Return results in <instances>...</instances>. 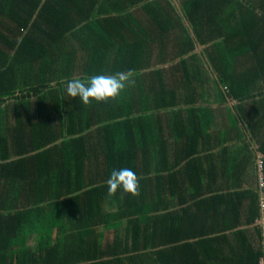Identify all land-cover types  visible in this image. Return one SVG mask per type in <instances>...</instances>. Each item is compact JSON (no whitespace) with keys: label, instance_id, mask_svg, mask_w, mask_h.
I'll use <instances>...</instances> for the list:
<instances>
[{"label":"trees","instance_id":"trees-1","mask_svg":"<svg viewBox=\"0 0 264 264\" xmlns=\"http://www.w3.org/2000/svg\"><path fill=\"white\" fill-rule=\"evenodd\" d=\"M179 1L191 28L173 0H0V264H260V225L257 247L222 236L211 261L215 239L171 247L151 231L153 186L179 191L197 167L199 149L181 156L171 139L215 141L212 85L220 103H240L243 123L264 110V0ZM128 70L115 99L67 94L69 80ZM121 168L140 177L139 195L108 194ZM252 196L249 225L262 214L261 189ZM107 200L123 209L114 217L127 220L130 244L92 241Z\"/></svg>","mask_w":264,"mask_h":264},{"label":"crops","instance_id":"crops-1","mask_svg":"<svg viewBox=\"0 0 264 264\" xmlns=\"http://www.w3.org/2000/svg\"><path fill=\"white\" fill-rule=\"evenodd\" d=\"M197 51L202 53L199 48ZM219 101L220 98L213 95L205 104L217 114L215 122L212 121L216 127L214 142L206 145L203 142L194 145L184 142L179 145L173 139L170 141V145L177 147L181 156H188L186 152L192 151L191 148L199 149L191 155L192 159H197L194 173L179 179V191L171 188L172 181L161 179L159 186H153L149 194L151 231L156 233L157 240L168 238L167 246L171 247L189 244L204 247L211 245L210 239H215L214 251L209 252L208 257L204 255L208 261L223 253L224 246L221 240L217 241L222 236L228 237L235 248L242 246L244 242L257 247L256 230L259 222L256 220L249 225L245 221L244 212L253 210L252 195L259 192V163L264 159L261 151L264 144V110L260 108L251 113L249 108L254 121L250 119L243 123L240 116L242 112L236 110L240 106L239 102L228 99L227 104H222ZM250 107L253 108L254 105ZM251 122L253 125H250ZM168 126L165 124V127ZM3 129H0L1 133ZM156 150L157 148L153 151ZM180 155L177 156L178 161H181ZM174 160L175 156L167 159L168 163ZM186 160L182 163H187ZM196 181L198 191L193 193L187 187L189 183ZM174 186H177L175 181ZM184 188L186 189L180 191ZM122 200L123 196L119 202H123ZM103 210L105 213L101 217L107 223L96 227L92 241L97 239L102 246L109 243L117 247H122L127 242L130 244L131 237L126 233L127 220L120 222L114 217L116 213L123 211L119 203L107 200ZM103 229H107V232H103ZM179 236L183 239L171 240ZM33 243V240L30 241V244Z\"/></svg>","mask_w":264,"mask_h":264},{"label":"clouds","instance_id":"clouds-1","mask_svg":"<svg viewBox=\"0 0 264 264\" xmlns=\"http://www.w3.org/2000/svg\"><path fill=\"white\" fill-rule=\"evenodd\" d=\"M136 73L132 70L117 72L114 75H93L85 78L69 80L66 85L67 94L73 98L79 97L85 104L107 102L109 99L118 97L126 87L133 82ZM54 86V85H53ZM140 177L130 168L113 170L106 181L108 194L115 195L123 188L125 192L133 196L139 195Z\"/></svg>","mask_w":264,"mask_h":264},{"label":"built area","instance_id":"built-area-1","mask_svg":"<svg viewBox=\"0 0 264 264\" xmlns=\"http://www.w3.org/2000/svg\"><path fill=\"white\" fill-rule=\"evenodd\" d=\"M259 188L261 189L262 214L258 220V225L262 227L264 232V159H261L259 163ZM260 264H264V256L262 257Z\"/></svg>","mask_w":264,"mask_h":264},{"label":"water","instance_id":"water-1","mask_svg":"<svg viewBox=\"0 0 264 264\" xmlns=\"http://www.w3.org/2000/svg\"><path fill=\"white\" fill-rule=\"evenodd\" d=\"M173 1H174L175 5L177 6V8H178L180 14H181V15L183 16V18L186 20V23H187L188 27L191 28V24H190V22L187 20V18H186V16H185V13H184L183 8H182V5H181V2H180L179 0H173ZM191 32H192V36L197 40V37H196L195 32H194L192 29H191ZM198 48H199L200 51H202V53L205 52V47L202 46L200 43H198ZM197 50H198V49H197ZM196 52H198V51H196ZM209 68L211 69L212 73L216 76V78H217L218 80H220L219 76L215 73V69L213 68V66H212L210 63H209ZM229 101H231V98H229ZM231 102H232V101H231Z\"/></svg>","mask_w":264,"mask_h":264},{"label":"rangeland","instance_id":"rangeland-1","mask_svg":"<svg viewBox=\"0 0 264 264\" xmlns=\"http://www.w3.org/2000/svg\"><path fill=\"white\" fill-rule=\"evenodd\" d=\"M212 86H213V95H215V96L217 97L216 92H215V84H213ZM207 89L209 90V89H211V88L208 87ZM211 97H212V96H211ZM229 98H230V97H229ZM110 225H112V224H110ZM102 231L106 233V232H107V229H105V230L103 229ZM114 231H115V230L113 229V232H114Z\"/></svg>","mask_w":264,"mask_h":264}]
</instances>
